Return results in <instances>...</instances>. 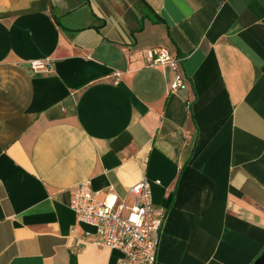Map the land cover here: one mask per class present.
I'll use <instances>...</instances> for the list:
<instances>
[{"label": "crops", "instance_id": "obj_1", "mask_svg": "<svg viewBox=\"0 0 264 264\" xmlns=\"http://www.w3.org/2000/svg\"><path fill=\"white\" fill-rule=\"evenodd\" d=\"M143 177L166 210L155 264L264 249V0H0V264H115L72 187L131 206Z\"/></svg>", "mask_w": 264, "mask_h": 264}, {"label": "built area", "instance_id": "obj_2", "mask_svg": "<svg viewBox=\"0 0 264 264\" xmlns=\"http://www.w3.org/2000/svg\"><path fill=\"white\" fill-rule=\"evenodd\" d=\"M145 57L148 65L167 64L171 68V91L185 87L178 61L167 49L151 47L145 50ZM29 68L34 72L49 70L50 62L32 60ZM113 75L119 76L117 72ZM154 182L159 184V180ZM127 193L134 198L131 206L109 193L100 200L87 179L72 187L69 208L76 222L90 227L83 230L84 238L121 253L115 264H155L159 232L166 218V210L154 205L151 183L145 177L131 185ZM123 210L126 212L122 213Z\"/></svg>", "mask_w": 264, "mask_h": 264}, {"label": "water", "instance_id": "obj_3", "mask_svg": "<svg viewBox=\"0 0 264 264\" xmlns=\"http://www.w3.org/2000/svg\"><path fill=\"white\" fill-rule=\"evenodd\" d=\"M251 264H264V249H262L260 254L253 260Z\"/></svg>", "mask_w": 264, "mask_h": 264}]
</instances>
